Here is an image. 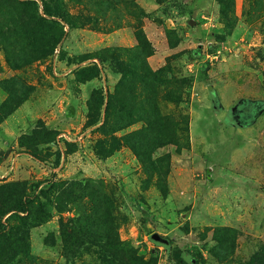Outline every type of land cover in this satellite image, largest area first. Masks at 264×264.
I'll return each mask as SVG.
<instances>
[{
	"label": "rangeland",
	"instance_id": "rangeland-1",
	"mask_svg": "<svg viewBox=\"0 0 264 264\" xmlns=\"http://www.w3.org/2000/svg\"><path fill=\"white\" fill-rule=\"evenodd\" d=\"M243 99H264V0H0V264H264Z\"/></svg>",
	"mask_w": 264,
	"mask_h": 264
},
{
	"label": "trees",
	"instance_id": "trees-1",
	"mask_svg": "<svg viewBox=\"0 0 264 264\" xmlns=\"http://www.w3.org/2000/svg\"><path fill=\"white\" fill-rule=\"evenodd\" d=\"M65 31L64 28L60 29V33H58V39H56L55 43L57 44L59 40L64 36ZM139 40L142 42V39H144L145 35L142 31H139L137 33ZM143 70V69H142ZM152 75L156 79L159 75L156 72L146 70L145 74L146 76H149V74ZM209 92L211 95V99L213 102L214 107L217 110H220L222 108L221 99L218 93V90L216 87L211 85L209 87ZM264 110V99H243L242 102L237 105V108L234 111L235 117H231L233 120L239 122L241 125L247 126L251 124L257 116L260 114L261 111ZM46 137L40 142V143H49L53 141V133L51 131H46ZM23 145H25L24 142L21 141ZM8 154V153H7ZM34 156H36L38 159L43 160L41 157H38L37 154L32 153ZM61 157L59 154H57L56 161L54 162L55 167H58L60 164ZM44 161V160H43ZM45 213V211H43ZM147 235L150 237V240L154 242L156 245H163L167 248L168 252H171V239L163 234H160L156 231H154L151 227H146ZM174 256L176 261L179 264H198L200 256L195 255L190 250H181L177 249L174 251ZM138 264H150L149 262L141 261Z\"/></svg>",
	"mask_w": 264,
	"mask_h": 264
}]
</instances>
